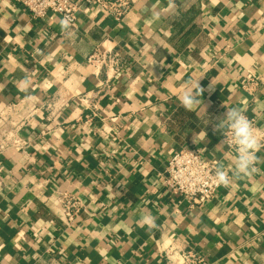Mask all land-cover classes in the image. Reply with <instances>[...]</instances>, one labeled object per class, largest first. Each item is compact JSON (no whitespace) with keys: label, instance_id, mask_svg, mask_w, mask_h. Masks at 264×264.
<instances>
[{"label":"crops","instance_id":"crops-1","mask_svg":"<svg viewBox=\"0 0 264 264\" xmlns=\"http://www.w3.org/2000/svg\"><path fill=\"white\" fill-rule=\"evenodd\" d=\"M63 19L0 0V144L14 103L39 106L23 148L0 149V264H167L172 248L264 264V147L252 177L203 203L164 175L183 148L230 171L214 128L228 108L264 131V0H138L119 21L91 4ZM98 48L118 72H93ZM196 81L205 91L188 111L178 97ZM60 192L83 204L72 224Z\"/></svg>","mask_w":264,"mask_h":264},{"label":"built area","instance_id":"built-area-1","mask_svg":"<svg viewBox=\"0 0 264 264\" xmlns=\"http://www.w3.org/2000/svg\"><path fill=\"white\" fill-rule=\"evenodd\" d=\"M18 3L27 8L34 18L46 16L49 12L62 15L64 18L69 17L74 21L85 6L96 4L100 7L101 12L121 20L134 6L138 0H16ZM115 56L106 51L96 49L89 57V63L93 67V72L100 68L112 67L114 72L120 69L116 64ZM25 105V106H24ZM27 105V106H26ZM11 113L18 115V120L13 121L6 117V123L2 130L4 136L0 149L14 147L23 148L25 142L21 138L19 131L28 118L33 116L39 106L36 104H26L21 101L14 103ZM247 118L253 123L258 135L264 137V131L258 125L256 117ZM225 137L222 136V140ZM227 151L235 154V148L228 143H224ZM263 148V147H262ZM221 165L220 158H204L198 151L183 148L175 152L170 158L165 170V183L169 190L181 196L183 199L192 204L203 203L212 199L219 189L224 187L215 183V169ZM59 200L63 207L65 216L72 224L80 214L83 204L68 192H60ZM167 264H205L206 257L195 249H170L165 252Z\"/></svg>","mask_w":264,"mask_h":264},{"label":"clouds","instance_id":"clouds-1","mask_svg":"<svg viewBox=\"0 0 264 264\" xmlns=\"http://www.w3.org/2000/svg\"><path fill=\"white\" fill-rule=\"evenodd\" d=\"M60 23L67 29L70 18L65 17ZM204 91L198 81L189 83L178 97L180 105L188 111L196 110L201 104L200 97ZM214 128L225 137L221 143H228L235 148L230 171L223 165H218L215 169V183L228 186L234 180L252 177L257 172V164L261 159L257 153L264 147V137L258 135L253 123L237 107L228 108L223 116L217 117ZM141 222L149 228L154 226V218L151 216L142 217Z\"/></svg>","mask_w":264,"mask_h":264}]
</instances>
